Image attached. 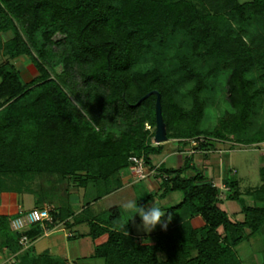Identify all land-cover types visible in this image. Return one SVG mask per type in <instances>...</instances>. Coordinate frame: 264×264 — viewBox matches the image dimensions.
Listing matches in <instances>:
<instances>
[{"label":"trees","instance_id":"obj_1","mask_svg":"<svg viewBox=\"0 0 264 264\" xmlns=\"http://www.w3.org/2000/svg\"><path fill=\"white\" fill-rule=\"evenodd\" d=\"M206 1L0 0V32H13L5 53L13 60L30 56L39 72L25 82L11 60L0 64V174L20 177L17 188H6L0 180V194L43 193L45 187H28L24 176L28 173L63 176L85 171L78 184L91 178L109 183L129 170L130 157L136 156L157 171L161 195L180 191L183 199L166 209L170 225L156 233L154 244L138 243L132 235L133 219L124 221L120 209L111 207L90 222L93 236L99 230L108 233L95 256L104 257L106 264H244L236 248L264 229V205L256 203L264 202V184L242 192L238 179L227 175L224 184L229 189L222 190L190 164V157L179 168L155 165L152 156L162 153L164 145L152 142L155 131L144 130V124L156 126L157 95L138 103L150 91H159L169 139L197 138L205 110L202 93L210 74H204V64L212 63L208 65L213 72L223 64L230 67L227 98L233 111L220 120L213 137L230 140L246 129L256 98L249 73L258 70L261 75L264 70V0ZM57 32L64 37L51 39ZM172 39L179 42L172 69L136 70L154 43ZM31 43L44 60L52 54L48 44L63 49L56 61L64 68L58 78L51 77L33 55ZM74 70L89 87L90 97L76 98L90 116L96 114L94 109L99 113L94 119L68 93L66 75ZM187 81L194 82L192 104L189 111L181 112L174 91L178 83ZM105 113L114 122L109 127L102 121ZM117 127L126 130L117 136L112 131ZM243 141L264 142V131L257 130ZM215 147L203 140L195 149ZM188 169L195 173L187 175ZM261 173L264 176V168ZM245 195L254 202L248 203ZM226 199L240 203L243 221L233 220L220 206ZM52 214L54 224L64 216L62 211ZM195 216H201L204 225L195 227L191 222ZM11 219L0 215V248L18 252L21 233L12 230ZM25 233L35 240L42 229L34 225ZM20 264L67 263L49 255L24 254Z\"/></svg>","mask_w":264,"mask_h":264},{"label":"rangeland","instance_id":"obj_2","mask_svg":"<svg viewBox=\"0 0 264 264\" xmlns=\"http://www.w3.org/2000/svg\"><path fill=\"white\" fill-rule=\"evenodd\" d=\"M242 1H248V0H240ZM207 3L209 0L206 1ZM210 3V2H209ZM212 9H215L214 6L211 4L209 5ZM214 7V8H213ZM256 23V22H255ZM19 25V23H18ZM258 25V24H257ZM255 26L251 25V28ZM21 29V28H20ZM252 33V32H251ZM24 37H27L25 33H23ZM13 36V32L11 30L6 32H0V64L6 62V61H12L16 68L19 70L21 74V78L25 82H30L34 78H36L39 75L38 69L33 63L32 59L28 55H22L17 59H11L6 53H5V45L7 41ZM64 35L60 32L55 33L51 39L58 40L63 38ZM249 39V37H247ZM179 42L176 39L168 40L166 42H156L152 46V50L149 54L144 55V57L141 59L139 64L136 67V70H145L150 69L154 66H163L165 69L170 70L172 69V66H174L176 60H178L175 56L177 52ZM31 49L33 55L44 64L45 68L50 72L51 77L58 78V75L64 70L63 65L61 63H56L58 60L59 55L63 52V49L58 47L55 44H48V49L52 52L51 57H49L48 60H44V58L40 55L37 48L33 46L31 43ZM198 65H202L203 62L199 61L197 62ZM212 63H206L204 65H207L204 67V74H209L208 80L205 84L204 91L202 93V99L204 100V116L200 123V129L201 134L197 138H191L188 140L189 143L193 144L194 147L202 142L203 140H209L215 143L217 146L226 148L228 150H224L221 155L222 158V167L224 169L225 174H228L230 176L236 177L241 179L240 181V188L242 192H246L249 189H254L256 187H259L264 183L263 174L260 173V169L264 168V142H258L253 144H247L243 140L250 138L252 135H254V132L257 130L264 131V70L259 74L260 72L258 70H255L254 72L251 71L249 73V76L253 80L255 92H256V98H254V103L252 106V111L250 116L247 118L246 121V129L242 132L236 133L234 136H232L233 139L230 140H223L219 138L213 137V131L217 126L219 125L220 120L227 116L230 112L233 111V108L231 107V104L227 98V79L230 73V67L228 68L225 65L220 64V69L217 72H213L210 70V66ZM201 69V68H200ZM262 71V69H261ZM254 74V75H253ZM177 75V74H173ZM66 81L68 85L70 86V89L68 90V93L73 101V103L80 107L81 111L89 118L94 119L93 117H98L97 111L94 109V116H90L86 110H84L76 98L78 94L81 96V98L87 99L89 96L87 94L89 87L85 85L79 74H77L76 70L73 72H69L66 75ZM194 82L193 81H187V82H181L178 83L175 87L174 91V99L176 101L178 109L182 111H189L191 104H192V98L190 94V89L193 87ZM92 95V92H90V96ZM90 99V97H89ZM104 113V112H102ZM104 119H102L103 124L107 127L111 126L112 123H114L112 120V117L109 115H103ZM140 123V122H139ZM139 123H136L138 125ZM135 125V126H136ZM180 125V124H177ZM116 127V126H115ZM116 130V135L118 136V132L120 130H126V127H121L117 129H112L114 132ZM144 130H148L150 133L156 130V126L153 127L149 123L144 124ZM155 136V135H154ZM154 136H152V142L156 144ZM187 141H182L178 138H171L168 139L165 142H162L161 144L164 145L165 148H176L178 143H188ZM230 149V150H229ZM155 161H159L160 157L159 155L153 156ZM236 169V171H232L233 169ZM130 173V172H129ZM85 171H78L73 175L65 174V175H55V176H47V175H35L33 173H28L25 176V179L29 183V188L33 187L35 190H39L42 188V186H47L45 188V196L47 197V201L49 199H56L58 194V189H62L65 186H71L72 184L79 183L80 179L85 176ZM20 179L19 176H12L11 174L7 173L2 176L0 174V180H2V185L6 188H17L15 185H20ZM145 180L135 182L138 190L135 192V189L129 188L128 195L126 198L122 194L119 196L121 198V204L126 200H135L138 205L143 206L142 200L143 199H149L148 197L150 190H145L142 188L145 185ZM28 185V184H27ZM224 184H221V187ZM52 187V188H50ZM28 188V189H29ZM54 191L57 194H54ZM82 189H80V192ZM35 193H38L37 191H34ZM77 193V192H76ZM135 193V195H134ZM137 194V198H135ZM183 194L180 191H176L175 193H171L167 196L165 200H161L160 196H156L159 198L160 202L162 204L172 205L176 204L175 199L177 197H181ZM247 202L250 201V203H253L250 196L245 195ZM116 199V196H111L110 198H106L102 200L99 203V207L102 209H107L113 200ZM257 203V202H256ZM259 205V203H257ZM227 211L232 215V212L234 211V208L240 207V203L236 201L228 202L227 203ZM231 207V208H230ZM241 215V213H237ZM101 216H103L101 214ZM234 216V215H233ZM125 218L131 219L128 212L125 215ZM200 225L204 224V221L199 218L197 220ZM140 224V221L137 222L134 226L135 233L142 234L147 233L146 231H143L142 229L138 228L137 225ZM264 231V230H263ZM264 233L262 234L257 233L254 236H251L248 241L242 242L241 246H239V250L241 252L246 251V254L251 253L253 251H256L257 249L261 250V248L264 249ZM263 240V243H262ZM33 245V242L29 246V248ZM262 249V250H263ZM245 257V264H255L252 263V261L247 260L246 255ZM261 256H263V253H260L258 263L261 264ZM249 259V258H248Z\"/></svg>","mask_w":264,"mask_h":264},{"label":"crops","instance_id":"obj_3","mask_svg":"<svg viewBox=\"0 0 264 264\" xmlns=\"http://www.w3.org/2000/svg\"><path fill=\"white\" fill-rule=\"evenodd\" d=\"M224 150L226 151L228 149L216 145L214 149L204 151L202 149H195L194 145L189 142L178 143L176 148H165L162 153L156 154L160 157L159 161H155L153 156L152 158L154 164L157 166L163 164L167 168H179L183 166L186 159L190 157V164L193 167L202 171L208 180H212L216 185L221 186V184H224L225 178L228 175L224 172L222 167V158L220 155ZM261 170L262 169H260V173ZM232 171L238 172L235 168ZM186 173L187 175H193L195 171L193 169H188ZM237 179L240 186L241 179ZM144 182L145 185L142 188L145 190L148 189L151 192H149L148 195V197H150L149 199L146 198L142 200L143 206H150L151 204L155 203L161 207L163 213H165L167 208L177 205L183 199V196L180 198L177 197L175 199L176 204L172 205L159 203L160 200L156 196H160L161 200H165L169 194L175 193L176 191L169 192L164 196L161 195V181L160 177L157 176V173L145 179ZM42 187L47 188L46 185ZM129 188L135 189V192L138 190V187L133 181L129 170H126L121 172L118 180L114 178L109 183L105 180H96L95 178H91L87 184L81 185L75 183L71 186H65L61 190H56L58 191V194L54 191V194H57V197L54 200L49 199L47 201L45 196L46 191L43 193L42 191L38 193H19L15 191L2 192L0 194V215L13 218L23 210L47 205L50 206L52 210H56L58 212L62 211L64 216L55 224H50L52 231L49 234H42L33 240V245L28 248L29 250L24 249L19 250L18 252H13L8 248H0V264H20V258L24 254H27L28 256L49 255L57 260L64 261L67 264H106V259L104 257L95 256V250L98 245H101L108 240V233L99 230L97 231L96 235L93 236L91 234L92 226L90 222L97 221L101 214L103 215L113 206H117L120 209L121 217L124 221L130 220L125 218L127 211H125L122 207L120 201L121 198L119 197L123 194L126 198L129 193ZM80 189H82L81 192ZM111 196H116V199L114 198L115 200L112 201L110 206L107 209L100 208L99 203L106 198H110ZM135 198H137V194ZM229 201L232 202L235 200L226 199L220 203V206L226 211L228 207L227 203ZM248 203H250V201H248ZM257 203H259V205H264V202L262 201H257ZM239 212L241 215L237 214ZM228 214L233 220L243 221L245 218L244 213L241 210V206L234 208L232 215L229 212ZM199 218L203 220L201 216H195L191 220L195 227L204 225L199 224L197 221ZM139 221L140 217L138 215L133 218L132 235L135 237L138 243L154 244L156 241V233L162 229L159 225H157L153 231L148 232L149 234L135 233L134 226ZM169 225L170 221H168L167 227H169ZM263 230L261 232L262 234L264 233ZM248 240L249 239H246L244 241L246 242ZM241 245L242 244H239L236 249L244 264V255H246L247 260H250L252 263L256 264L258 263L257 261L261 252L263 253V256H261V264L263 263V248H261V250L259 248V250L257 249L256 251L246 254V251L241 252L239 250L238 247Z\"/></svg>","mask_w":264,"mask_h":264},{"label":"built area","instance_id":"obj_4","mask_svg":"<svg viewBox=\"0 0 264 264\" xmlns=\"http://www.w3.org/2000/svg\"><path fill=\"white\" fill-rule=\"evenodd\" d=\"M130 161L131 164L129 166V172L134 182L145 180L157 173L155 169L149 168V166L141 158L132 156L130 157ZM221 189L227 190L229 188L224 184ZM220 197L223 199L225 198L224 192L220 194ZM50 224H54V218L52 208L47 205L23 210L18 215L14 216L10 221L12 230L21 233L19 244L22 250L27 249L33 242L29 235L25 233L27 229L34 225H40L42 234L47 235L52 231Z\"/></svg>","mask_w":264,"mask_h":264},{"label":"clouds","instance_id":"obj_5","mask_svg":"<svg viewBox=\"0 0 264 264\" xmlns=\"http://www.w3.org/2000/svg\"><path fill=\"white\" fill-rule=\"evenodd\" d=\"M122 207L128 212L131 219L137 215L140 217V224L137 227L143 231L151 232L157 225L163 230L167 229L170 220L163 213L161 207L155 203L150 206H140L135 200H126L122 203Z\"/></svg>","mask_w":264,"mask_h":264},{"label":"water","instance_id":"obj_6","mask_svg":"<svg viewBox=\"0 0 264 264\" xmlns=\"http://www.w3.org/2000/svg\"><path fill=\"white\" fill-rule=\"evenodd\" d=\"M152 94L157 95L156 104H155L156 130H155L154 139H155L156 144H161L162 142L167 141L169 139V137H168V133H167V126H166V123H165V120L163 117V113H162L161 95H160L159 91H157V90L150 91L149 93L144 95L138 101V103H140L141 101H143L144 99H146L147 97H149Z\"/></svg>","mask_w":264,"mask_h":264}]
</instances>
